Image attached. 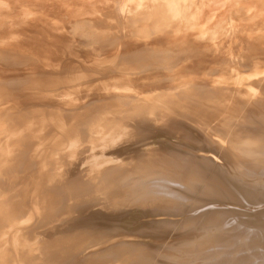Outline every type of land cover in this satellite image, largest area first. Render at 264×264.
Instances as JSON below:
<instances>
[{"label":"bare ground","instance_id":"obj_1","mask_svg":"<svg viewBox=\"0 0 264 264\" xmlns=\"http://www.w3.org/2000/svg\"><path fill=\"white\" fill-rule=\"evenodd\" d=\"M0 264H264V0H0Z\"/></svg>","mask_w":264,"mask_h":264}]
</instances>
